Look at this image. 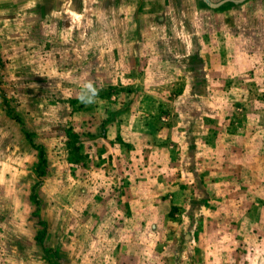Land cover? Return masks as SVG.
I'll return each mask as SVG.
<instances>
[{
  "label": "rangeland",
  "instance_id": "374dc122",
  "mask_svg": "<svg viewBox=\"0 0 264 264\" xmlns=\"http://www.w3.org/2000/svg\"><path fill=\"white\" fill-rule=\"evenodd\" d=\"M200 1L0 0V264H264V0ZM184 116L220 170L200 192ZM225 130L240 158L209 154Z\"/></svg>",
  "mask_w": 264,
  "mask_h": 264
},
{
  "label": "crops",
  "instance_id": "0c3cea01",
  "mask_svg": "<svg viewBox=\"0 0 264 264\" xmlns=\"http://www.w3.org/2000/svg\"><path fill=\"white\" fill-rule=\"evenodd\" d=\"M184 66H187L186 64H183ZM233 65V64H232ZM235 73H236V71H235ZM234 73V74H235ZM233 74V75H234ZM233 75H230V76H233ZM184 120H185V122H186V127H185V134H184V139H181V149H180V151H181V153H182V155H181V159H180V161L182 162V163H186V165H190V164H193V167H192V169H191V172H193V175L192 176H189V177H191V178H197L198 180H199V182H198V185L196 186L199 190L197 191V192H200V190H201V185L204 187V184H205V181H211V182H213V181H216L215 179H216V174L218 173V171H220L219 170V168H218V162H216L217 164H215L214 162H210L209 163V165H207V163H206V161L204 162V159L203 160H201V163H199V164H194V162L197 160V159H199V157L197 158V154H196V148L197 149H199V145L197 144V142H195L193 139H195L196 140V138H195V135H197V133H198V128H195L194 126H193V124H192V122H191V120L189 119V118H187V117H185L184 116ZM196 125V124H195ZM205 125V124H204ZM215 125V124H214ZM171 128H173V127H171ZM219 127H217V126H214V130L216 131L217 129H218ZM224 130V129H223ZM229 130V129H228ZM228 130H225L226 132H224L226 135L225 136H219V135H217V132H213L214 133V136H215V141H216V143H214V146L212 147V149H211V151H210V155H212V154H215V158L216 159H218L219 158V153H220V151H223V150H225V151H228V152H232V154H234V152H236L238 149H240V143L239 142H235L234 144H230V139H234V141H237V139H238V137H236V136H233V135H231V133L232 132H230V131H228ZM222 132V131H221ZM202 133V132H201ZM216 134V135H215ZM162 135H158V137L156 136V135H154L153 137H156V141L157 140H161L159 137H161ZM208 136V135H207ZM234 137V138H233ZM193 138V139H192ZM162 141V140H161ZM203 141V140H202ZM219 141H222V142H224L225 144H226V146H220L219 145ZM205 142V141H204ZM156 144H158V143H156ZM210 147H211V145H209ZM207 148H208V146H206ZM214 152V153H213ZM207 154V153H206ZM205 154V155H206ZM234 156H238V158H240L239 157V155H235L234 154ZM174 159V158H173ZM234 160V159H233ZM232 160V161H233ZM148 162H149V160H148ZM219 163H220V165H222V167H224L225 165H228V166H231V167H233V166H239V164L238 163H240V165H241V168L242 167H244L245 168V166L246 165H248V164H244L243 162H241V159H238V161L237 162H233L234 164H230L228 161H219ZM198 166H203V167H205V168H207V174H206V176H205V174L203 175V174H199L201 171H202V169L200 168V167H198ZM217 167V168H216ZM188 169H186V167H184L183 169H182V174H184V175H186L187 173H188V171H187ZM222 170H223V168H222ZM175 174H177L175 171H171V172H166V173H162V174H160L159 172L156 174V177H157V179L159 180V178L160 179H163L164 181H169V183H172L173 181H171V179H173L174 177H173V175H175ZM243 176H245V174L243 175ZM246 176H247V174H246ZM245 176V177H246ZM187 178V180H186V182H187V184H189L190 182H191V179L190 178ZM257 177H258V180L259 179H261L263 176H262V174L261 175H257ZM180 179V178H179ZM261 180H263V178L261 179ZM190 181V182H189ZM202 182V183H201ZM168 183V184H169ZM179 186V187H178ZM169 187L171 188V189H173V192H175V193H177V194H180L181 196H186V198L187 199H183L182 200V202H185V200L186 201H188L189 200V202H190V204H192V200L189 198V196L191 195V189H190V186H184V184L183 183H181V182H179L177 185H175V186H171V185H169ZM180 187H182L181 189H180ZM205 188V187H204ZM248 188H250V186H248ZM197 192H193V195H194V199H193V202L194 203H197L198 201H200V199L198 200V199H195V197H198V195H199V193H197ZM189 202H188V204L187 205H190L189 204ZM175 203V202H174ZM198 204V203H197ZM204 205V204H203ZM175 206V205H174ZM187 212V211H186ZM186 212H184V213H186ZM188 238V236L187 235H184V239H187Z\"/></svg>",
  "mask_w": 264,
  "mask_h": 264
},
{
  "label": "trees",
  "instance_id": "16d2710c",
  "mask_svg": "<svg viewBox=\"0 0 264 264\" xmlns=\"http://www.w3.org/2000/svg\"><path fill=\"white\" fill-rule=\"evenodd\" d=\"M200 3L203 6H206V4L202 0L200 1ZM216 9H220V7H217ZM2 102L5 106L6 115H8L11 119L21 124L22 122L19 116L17 115L15 110L12 108V106H10L8 99L5 98L4 95L2 96ZM65 134H66L65 146L68 148V152L70 154L69 160L71 162H77L78 160L82 158L81 154L79 153L80 145L76 143L78 141V135L76 132H74L70 128L65 130ZM23 135L28 141L29 145L36 150V157H37L36 175L43 176L45 173V166H46V158L44 156L43 146L33 143L31 139V134L29 132L23 130ZM28 197L33 203L34 208H37L36 206L38 202L34 194L30 193ZM176 210H177V207L174 205H171L168 215H172V213ZM37 221L40 223V225H42V228L36 233V239L42 240L45 234V230H44L45 227L43 226V222L40 219H38Z\"/></svg>",
  "mask_w": 264,
  "mask_h": 264
},
{
  "label": "water",
  "instance_id": "95a60500",
  "mask_svg": "<svg viewBox=\"0 0 264 264\" xmlns=\"http://www.w3.org/2000/svg\"><path fill=\"white\" fill-rule=\"evenodd\" d=\"M208 7H218L219 5H221L223 2L227 1V0H217V1H212V0H202ZM233 2H237L240 0H232Z\"/></svg>",
  "mask_w": 264,
  "mask_h": 264
}]
</instances>
